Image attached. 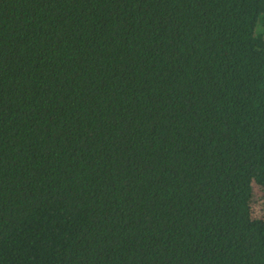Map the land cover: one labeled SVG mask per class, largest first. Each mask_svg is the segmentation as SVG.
I'll return each instance as SVG.
<instances>
[{"label": "trees", "instance_id": "trees-1", "mask_svg": "<svg viewBox=\"0 0 264 264\" xmlns=\"http://www.w3.org/2000/svg\"><path fill=\"white\" fill-rule=\"evenodd\" d=\"M264 0H0V264H264Z\"/></svg>", "mask_w": 264, "mask_h": 264}, {"label": "rangeland", "instance_id": "rangeland-1", "mask_svg": "<svg viewBox=\"0 0 264 264\" xmlns=\"http://www.w3.org/2000/svg\"><path fill=\"white\" fill-rule=\"evenodd\" d=\"M252 215L264 220V187L256 188L251 204Z\"/></svg>", "mask_w": 264, "mask_h": 264}]
</instances>
